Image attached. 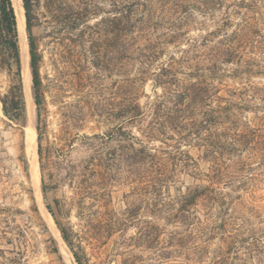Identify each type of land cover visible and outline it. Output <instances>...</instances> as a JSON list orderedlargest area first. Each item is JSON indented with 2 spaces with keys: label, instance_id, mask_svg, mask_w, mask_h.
<instances>
[{
  "label": "trees",
  "instance_id": "obj_1",
  "mask_svg": "<svg viewBox=\"0 0 264 264\" xmlns=\"http://www.w3.org/2000/svg\"><path fill=\"white\" fill-rule=\"evenodd\" d=\"M13 3L12 0H0V66L11 79L7 92L0 95V102L8 119L22 124L27 121V93L25 98L18 18ZM22 3L45 193V171L50 155L43 145L47 108L42 91V55L33 32L36 0H22ZM115 5L113 25L119 44V60L121 63L130 60L135 69L134 87L135 84L137 87L133 89L132 101L130 99L127 106L123 104L117 112L120 121L111 131L83 136L90 149L83 168L86 171L67 158V153L62 154L67 178L73 186L77 184L78 194L82 197L95 192L99 199L105 198V204L99 206L106 209V196L110 193L107 186L103 187L105 181L100 183L102 190L97 191L93 188L99 184L87 179L86 172L92 171V176H96L101 169L102 179L113 180L128 171L135 179L132 193L137 201L155 207L154 210H168L165 218L175 222L177 228L169 235L167 248L171 249L167 251L164 247L163 253L148 257L150 263H145L146 258L129 249L124 264H250L236 250L247 240L240 236L248 228L245 223L250 218L237 223L241 218L237 214L244 209L257 212L262 208L254 202L258 194L253 192V200L249 201L242 193L234 197L226 188L237 183L252 184L250 181L256 180L254 175L251 176L250 161L259 153L246 155L243 152L250 147L255 150L259 138H264L261 133L264 127L260 123L264 116L255 115L250 119L244 113H259L264 108V83L251 79L264 77V0H116ZM191 26L197 27V35H190ZM182 40L186 42L182 43ZM171 47L176 50L170 51ZM147 77H153L156 84L166 90L167 99H161L159 95L153 103L155 116L143 128L144 136L150 139L166 136L165 140L172 139L178 143L176 145L159 149L126 129V123H133L146 114L140 102L138 81ZM227 78L240 81L231 84L227 83ZM167 102L174 105H167ZM205 105L208 109H201ZM166 127L175 134L163 131ZM113 141L118 142L117 147L112 145ZM194 141L198 142L197 147L204 148L203 156L199 158L210 163L207 172L200 168L199 158L185 149ZM183 142L187 143L185 147L181 146ZM59 152L56 144L51 146V163ZM184 171L195 180L177 187V182L183 183L180 176ZM59 203L60 200L55 199V206L47 204V208L63 240L77 264H90L87 254L79 249L78 231L71 222L65 223L60 218ZM137 207L132 203L122 212L112 210L111 223L103 226V231L111 235L114 231H122L133 220H139L135 212ZM154 229L155 225L148 226L137 236L147 248H157L163 242L161 231H157V226ZM218 236L221 243L212 249L211 241ZM252 239L253 246H260L261 251V239L256 234H252ZM232 248L235 249L234 256L231 255ZM262 253L260 258L251 255L252 262L264 264V251Z\"/></svg>",
  "mask_w": 264,
  "mask_h": 264
},
{
  "label": "rangeland",
  "instance_id": "obj_2",
  "mask_svg": "<svg viewBox=\"0 0 264 264\" xmlns=\"http://www.w3.org/2000/svg\"><path fill=\"white\" fill-rule=\"evenodd\" d=\"M115 2L116 0H36V25L33 32L42 55V91L47 108V129L43 145L50 155L45 171V193L42 190L43 174L35 128L37 109L32 92L25 18L23 25L20 28L18 26L25 98L27 93V121L22 124L11 122L4 114L0 102V264H77L47 208V204L55 206V199L60 200V218L65 223L71 222L72 227L78 231L77 243L81 244L79 249L87 254L90 264H124L129 249L134 254L146 258L145 263H150L148 257L163 253L164 247L167 251L171 249L167 248L168 240L171 231L177 229L176 223L165 218L168 215L167 209L154 210L155 207L137 201L132 193L135 179L130 177L128 171L122 172L119 178L116 176L113 180L102 179L101 169L96 172V176H92V171L86 172L87 179L90 178L92 182L99 184L93 188L97 191L102 190L100 183L105 181L103 187L107 186L110 193L106 196L105 209L99 206L101 203L105 204V198L99 199L95 192L83 194V197L78 194L77 184L73 186L67 178L65 165L62 164L65 162L62 154L67 153V158L80 164V169L86 171L83 168L90 149L86 147L83 136L111 131L120 121L116 116L117 112L123 104L127 106L130 99L132 101L133 89L137 87L136 84L134 87L135 69L130 65V60L125 59L122 63L119 60V44L113 25ZM189 30L191 36L198 34L195 26H191ZM185 42L182 40V43ZM169 49L176 50L175 47ZM178 78L193 80L189 77ZM251 79L256 83H264V77ZM236 81L240 80L227 78V83L235 84ZM138 82L140 102L146 114L133 123H126V129L148 145L159 149L178 144L172 139L165 140L166 136L156 139L144 136L143 128L153 119L152 116H155L153 103L159 95L162 96L161 99H167V93L162 86L156 84L153 77ZM10 84V77L0 66V95L7 92ZM167 105L174 104L167 102ZM207 107L205 105L201 109H208ZM244 115L250 119L255 115L264 116V108H261L259 113L247 111ZM260 123L264 127V118ZM29 129L33 144L28 153L26 136ZM163 131H167L169 135L175 134L169 127ZM261 133L264 134V128ZM197 143L194 141L189 147L183 142L181 146L187 145L185 149L198 159L203 156L204 148L197 147ZM55 144L60 152L56 157L53 156L51 163V146L54 147ZM112 145L117 147L118 142L113 141ZM254 147L255 150L250 147V150L247 149L243 153H259L250 161L251 176L254 175L256 180L250 179L252 184L237 183L226 188L234 197L242 193L249 201L253 200V192L258 194L254 202L262 208L257 212L244 209L237 214L241 217L237 219V223H243L250 218V221L245 223L248 228L240 236L241 239L245 237L247 240L240 243L241 246L236 249L250 264H258L252 262L251 255L260 258L264 251V138H259V143ZM35 163L38 166L36 177L33 169ZM199 163L202 171L207 172L210 163L201 158ZM185 172L180 176L183 183L177 182V187L189 185L195 180ZM188 172L192 173L190 170ZM79 177L81 176H78V180ZM172 191L175 193L174 187ZM86 195L87 197H84ZM135 200L137 202H134ZM132 203L138 205L135 212L139 220H133L134 222L129 223L122 231H114L111 235L103 231V226L111 223L112 210L122 212ZM152 225H155V229L157 226V231L162 233L163 242L158 244L157 248H147L144 242L137 239L141 231L145 232L146 228ZM252 234L261 239V251L260 246H253ZM220 243L218 236L211 241L212 249L217 248ZM234 250L231 249L233 256Z\"/></svg>",
  "mask_w": 264,
  "mask_h": 264
},
{
  "label": "bare ground",
  "instance_id": "obj_3",
  "mask_svg": "<svg viewBox=\"0 0 264 264\" xmlns=\"http://www.w3.org/2000/svg\"><path fill=\"white\" fill-rule=\"evenodd\" d=\"M13 2H14V5H15V8H16V11H17L18 26L20 28V26L23 25V20L25 18L24 9H23V5H22V0H13ZM25 20H26V18H25ZM26 143H27V147H28V149H27L28 151L27 152L29 153L31 151L32 144H33V137H32V134L30 132V129L27 132ZM33 169H34V173H35V177H36L38 175V166H37L36 163H35V166H34Z\"/></svg>",
  "mask_w": 264,
  "mask_h": 264
},
{
  "label": "water",
  "instance_id": "obj_4",
  "mask_svg": "<svg viewBox=\"0 0 264 264\" xmlns=\"http://www.w3.org/2000/svg\"><path fill=\"white\" fill-rule=\"evenodd\" d=\"M23 9H24V7H23ZM25 11V10H24ZM26 18V17H25Z\"/></svg>",
  "mask_w": 264,
  "mask_h": 264
}]
</instances>
